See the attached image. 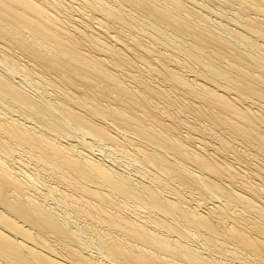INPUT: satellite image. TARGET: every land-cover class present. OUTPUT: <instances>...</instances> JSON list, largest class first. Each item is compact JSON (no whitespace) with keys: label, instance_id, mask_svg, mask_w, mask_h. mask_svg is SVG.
Masks as SVG:
<instances>
[{"label":"bare ground","instance_id":"obj_1","mask_svg":"<svg viewBox=\"0 0 264 264\" xmlns=\"http://www.w3.org/2000/svg\"><path fill=\"white\" fill-rule=\"evenodd\" d=\"M229 1L0 0V264H264V0Z\"/></svg>","mask_w":264,"mask_h":264},{"label":"rangeland","instance_id":"obj_2","mask_svg":"<svg viewBox=\"0 0 264 264\" xmlns=\"http://www.w3.org/2000/svg\"><path fill=\"white\" fill-rule=\"evenodd\" d=\"M197 2L199 1V0H196ZM201 1H203V3L205 2V1H207V2H209L208 4H211L212 6L214 5V7L216 8V6H218L217 7V9H222L223 11L224 10H226L225 12H233L234 10V12H239L240 11V15H241V13H242V17H244V16H246L247 14L249 15V16H252L253 15V17H254V14H252V13H248V12H244L245 11V6L243 5V3H242V5L240 4V1H237V3L238 4H240V5H236L237 3H235V2H231V1H229V0H200V3H202ZM218 1H221V3L219 2V3H217ZM229 2V4H227L228 2ZM206 2V3H207ZM226 2V3H225ZM205 3V4H206ZM216 3V4H215ZM222 3H224L223 5H225V4H227V6L228 5H230V6H228V8H227V6L225 7V6H223L222 5ZM234 4V5H233ZM231 5H233L232 7H231ZM236 6V7H235ZM238 6H242L241 8L240 7H238ZM220 7H222V8H220ZM224 7V8H223ZM230 7V8H229ZM235 7V8H234ZM226 8V9H225ZM236 8H238V9H236ZM244 8V9H243ZM228 9V10H227ZM233 9V10H232ZM240 9V10H239ZM239 10V11H238ZM244 10V11H243ZM217 12H218V10H216ZM237 14V13H236ZM252 14V15H251ZM237 16H239V14L237 15ZM240 17V16H239ZM255 18H259L260 20H263V17H261L260 18V16H257V15H255ZM1 45V44H0ZM163 48V45H160V44H157V46H156V48ZM169 50L168 51H173V50H170L171 48L169 47L168 48ZM15 50V49H14ZM182 58L183 57H185L184 55L182 56V54L180 55ZM1 67V66H0ZM152 81L151 79H148V81ZM147 81V82H148ZM153 81H155V80H153ZM153 81L150 83L152 86L153 85H157V84H154L153 83ZM167 86V85H166ZM167 88V87H166ZM172 96H173V94H172ZM182 100H180V99ZM186 101H185V100ZM155 100V99H154ZM171 100V101H170ZM175 100V101H174ZM177 100V101H176ZM196 101L197 102V100H195V99H190V97H178V98H175L174 96H173V99H172V97H171V99H169L168 100V102L166 103V105L168 104V107H167V111H168V113H170L171 114V116L173 117V118H176V119H174L175 120V122H178V121H180V120H182V121H185L186 120V122H189V123H194V122H197V124L200 126H206V129H207V127H209V123H208V121H204V119L203 120H198L196 117H194L192 114H191V112H188V110H186L187 108H189V105H188V103H189V101H190V103H191V101ZM160 101V100H159ZM187 101H188V103H187ZM157 102V101H156ZM160 102H162V101H160ZM170 102V103H169ZM173 102H176V104L175 103H173ZM184 102H186V103H184ZM172 103V104H171ZM180 103V104H179ZM183 103V104H182ZM189 103V104H190ZM174 104V105H173ZM186 104V105H185ZM195 104V103H194ZM178 105V106H177ZM180 105V106H179ZM182 105V106H181ZM188 106V107H187ZM170 107H172V108H170ZM178 107H180V108H178ZM186 108V109H185ZM178 110V111H177ZM176 111V112H175ZM184 111V112H183ZM176 113V114H175ZM180 113V114H179ZM177 115V116H176ZM191 115V116H190ZM185 116V117H184ZM161 118L164 120V121H166L168 124H170L169 123V121L171 120L169 117H168V119H167V117H165L164 115H163V117H162V115H161ZM196 121H195V120ZM178 120V121H177ZM203 121V123H201ZM165 122V123H166ZM170 122H173L172 120L170 121ZM200 123V124H199ZM202 124H204V125H202ZM207 124V125H206ZM197 125V127H196V129L195 130H197V129H200L199 128V126ZM180 130H182L180 133V135L183 137L184 135L183 134H185L186 132V134L187 135H185V136H190V134H191V137L192 138H199V136H197V134H200V136H201V138H203V141L205 142H208V139L210 138V135L208 136V134H207V132H198L197 133V131H195V130H192V132H190L191 130H186V129H180ZM183 130H185V131H183ZM194 131V132H193ZM194 133V134H193ZM202 134V135H201ZM206 137H205V136ZM194 136V137H193ZM205 137V138H204ZM208 137V138H207ZM123 139V138H122ZM89 140V139H88ZM210 140V139H209ZM74 143H76V142H74ZM95 143V144H94ZM81 144V146H83V143H80ZM99 144V145H98ZM97 145V146H96ZM239 144H237V147H236V149L239 151V149H240V151H241V149H242V151H247V149H245L244 148V146H241V145H239ZM91 146H92V150L93 151H95L94 152V154L95 155H99L100 154V151H101V154L99 155V156H101V155H103V154H105V155H108L109 157H110V159H112L113 157V159L114 160H116L118 163H120L121 162V165H122V163L124 164V166H126L125 165V163H124V161L126 160V158L124 157L123 158V156H121L120 157V154L119 153H115L114 154V152H112L111 153V151L110 150H108V147H105V146H103L101 143H97V142H93L92 144H91ZM99 147V148H98ZM101 147V148H100ZM97 149H99V150H97ZM97 151V152H96ZM99 152V153H98ZM111 153V154H110ZM248 153H253V152H251V151H248ZM254 154V153H253ZM97 155V156H98ZM114 155V156H113ZM230 155H231V153H230ZM117 156V157H116ZM231 157L233 158V155H231ZM257 157V156H256ZM259 158V159H258ZM258 158H256L255 160H261V161H264V157L263 156H258ZM119 160V161H118ZM122 160H124L123 162H122ZM228 160H232L233 161V159H231L229 156H228ZM239 160V159H238ZM123 166V165H122ZM123 166V168H126V171H129L130 170V172H132V169H131V167H130V169L126 166V167H124ZM134 168V167H133ZM128 169V170H127ZM152 169V168H151ZM133 174V173H132ZM138 175H140V174H138ZM138 175L136 176V177H138ZM195 192H198V190L197 191H194V193ZM203 194H205V196H207V198H209L208 200L206 199L205 201H204V203H206V204H208V203H210V204H208V206H211V205H213V204H218L217 202V200L215 201V198H214V196L213 195H210L208 192L206 193V192H204ZM196 196H198V194H195ZM212 196V197H211ZM212 199V200H211ZM207 201V202H206ZM214 201V202H213ZM211 203H213V204H211Z\"/></svg>","mask_w":264,"mask_h":264}]
</instances>
